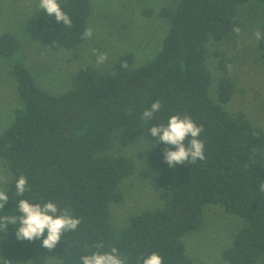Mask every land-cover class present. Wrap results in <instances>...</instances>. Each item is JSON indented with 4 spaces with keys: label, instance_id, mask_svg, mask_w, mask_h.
Segmentation results:
<instances>
[{
    "label": "trees",
    "instance_id": "obj_1",
    "mask_svg": "<svg viewBox=\"0 0 264 264\" xmlns=\"http://www.w3.org/2000/svg\"><path fill=\"white\" fill-rule=\"evenodd\" d=\"M250 0H173L159 12L168 29L157 55L137 64L131 53L119 56L109 69L84 66L73 87L59 94L43 89L25 64H14L23 108L0 135V161L11 172L4 187L9 200L0 215L18 214L16 201L52 200L81 219L76 231L63 234L49 251L40 241H19L17 226L0 233V253L20 261L51 255L59 264H79L82 255L118 248L127 264H142L157 252L162 264H197L184 236L203 227L208 204L220 205L244 221L223 251L228 264H264V130L245 116L225 108L233 95L229 77L220 81V103L211 96L209 44L236 35L242 28L239 7ZM264 2V0H259ZM73 23L66 27L41 10L38 26L48 44L72 49L86 39L92 0H59ZM264 33V29H263ZM264 48V39H261ZM20 40L0 36V55L12 58ZM127 62V68L122 62ZM159 100L161 110L145 121L142 113ZM173 115L189 116L203 126L205 159L170 166L163 142L149 129L166 125ZM145 137L150 143L143 178L156 177L162 205L130 215L117 227L113 207L125 200L123 182L138 171L122 149ZM185 144L187 146L188 140ZM175 150V146H167ZM24 175L30 192L15 195V181ZM160 205V204H159Z\"/></svg>",
    "mask_w": 264,
    "mask_h": 264
},
{
    "label": "rangeland",
    "instance_id": "obj_2",
    "mask_svg": "<svg viewBox=\"0 0 264 264\" xmlns=\"http://www.w3.org/2000/svg\"><path fill=\"white\" fill-rule=\"evenodd\" d=\"M173 0H92L93 13L88 28L93 35L72 49L52 46L45 41L38 26L39 0H0V36L9 32L18 37L20 48L12 58L0 55V135L15 121L23 108L18 93L14 64H25L36 82L52 94L73 87L74 77L84 66H97V56L106 54L100 69H109L126 53L134 55L137 64L152 60L167 34V22L159 12ZM242 28L239 34L209 44L208 66L211 70V96L220 103V81L229 77L234 85L231 100L225 108L234 115L245 116L264 130V48L254 33L264 29V2L250 0L239 7ZM150 143L145 137L122 149L132 157L137 173L123 182L125 200L113 207L117 227L125 226L132 214L153 210L162 205L156 177L143 178L140 171L148 167ZM11 172L0 161V184L8 183ZM160 204V205H159ZM244 220L228 213L220 205L208 204L203 227L187 233L183 241L188 254L197 264H228L223 258ZM12 264H27L8 258ZM32 264H59L51 255L42 254Z\"/></svg>",
    "mask_w": 264,
    "mask_h": 264
},
{
    "label": "clouds",
    "instance_id": "obj_3",
    "mask_svg": "<svg viewBox=\"0 0 264 264\" xmlns=\"http://www.w3.org/2000/svg\"><path fill=\"white\" fill-rule=\"evenodd\" d=\"M39 9L46 12L48 16H54L57 23H62L66 27L72 26V19L62 10L59 0H39ZM234 31L239 34L240 28L235 27ZM93 31L91 28L85 29L82 38H91ZM257 41L264 39V33L257 30L254 33ZM107 61L106 54L97 56V66ZM122 67L127 68V62H122ZM161 102L154 101L150 108L145 109L142 118L149 121L161 110ZM152 137L163 142L166 146L164 150L165 162L170 166L185 164L186 161L195 163L197 160L205 159V144L199 139L203 132V126H198L189 116L173 115L168 119L166 125H156L149 129ZM188 140L186 146L185 141ZM175 146V150H170L167 146ZM28 179L21 175L15 181V195L23 197L26 192H30ZM260 191L264 192V184L260 185ZM9 200L7 190L0 187V211ZM15 211L18 214L0 215V233L7 230L8 225L17 226L15 236L19 241H40L41 246L49 251L56 248L61 242L64 233L76 231L81 223V219L75 217L70 209H61L52 200L45 202H32L29 199H19L16 201ZM3 213V211H2ZM104 247L103 243H97L89 255H82L79 264H127L126 258L121 257L118 248L112 247L110 251H100ZM142 264H162L163 258L153 252L146 258H139ZM0 264H12L2 253H0ZM27 264H32L31 259Z\"/></svg>",
    "mask_w": 264,
    "mask_h": 264
}]
</instances>
